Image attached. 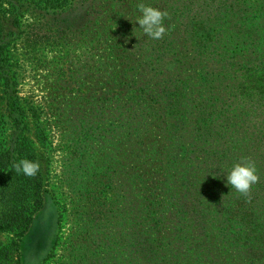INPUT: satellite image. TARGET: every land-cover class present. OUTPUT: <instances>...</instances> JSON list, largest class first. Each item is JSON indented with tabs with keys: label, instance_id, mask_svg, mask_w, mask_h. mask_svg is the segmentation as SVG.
Listing matches in <instances>:
<instances>
[{
	"label": "trees",
	"instance_id": "trees-1",
	"mask_svg": "<svg viewBox=\"0 0 264 264\" xmlns=\"http://www.w3.org/2000/svg\"><path fill=\"white\" fill-rule=\"evenodd\" d=\"M150 1L155 8L162 5L170 15L164 21L169 31L163 39L153 40L143 33L137 22L138 10L133 8L136 26L116 16L123 34H114L102 33L100 22L89 18V10L94 8L89 0H0V88L8 96L7 110L17 131L0 141V233L19 232L16 242L0 246L2 258L8 256V249L20 256L19 240L46 204L40 158L25 134L28 128L23 127L24 107L12 96L15 79L10 48L23 38L24 13L41 18L64 15V19L48 20L50 24L38 33L23 38L25 52L83 45L88 50L87 73L120 87L119 93L87 102L88 130L97 132L99 141H104L107 133H118L130 143L137 164L160 163L152 172L146 167L139 176L172 173L181 167L178 190L237 192L224 175L241 157H251L260 175L252 192H264V0ZM77 3L84 6L83 12L75 8ZM79 18L87 23H80ZM98 50L104 53L96 54ZM117 60L136 64L131 77L126 69L115 71ZM150 140L154 141L150 144L153 157L148 152L137 156V149ZM21 159L39 162L36 176L16 173L12 165ZM199 160L200 175L191 167ZM163 178L162 191L173 190L175 182L169 175ZM180 192L158 194L162 204H157L154 195L148 201L161 216L175 219ZM254 196L246 201L243 195L233 194L221 216L224 227L220 232L199 246L183 243L174 262L165 256L174 252L152 238L158 231L139 227L145 219L164 228L168 224L155 211L145 218L144 207L135 205L136 264H182L188 259L190 264H264V218L259 210L264 196ZM175 234L179 236V231Z\"/></svg>",
	"mask_w": 264,
	"mask_h": 264
},
{
	"label": "rangeland",
	"instance_id": "rangeland-1",
	"mask_svg": "<svg viewBox=\"0 0 264 264\" xmlns=\"http://www.w3.org/2000/svg\"><path fill=\"white\" fill-rule=\"evenodd\" d=\"M89 2L94 3V8L89 10V18L100 22L102 33L123 34L118 30L116 16L128 20L132 27L136 26V14L131 8L138 10L137 0ZM142 3L155 7L150 0H142ZM81 4L85 5L83 2ZM75 5L83 12L84 6ZM156 8L164 10L162 5H156ZM137 15L140 17L141 13L138 11ZM24 16L21 18L23 38L38 33L50 21L64 19V15L41 18L24 13ZM79 19L80 23H87L86 19ZM22 39H17L10 48V63L15 79V93L12 96H16L24 107L23 127L28 128L25 134L32 140L40 158L46 204L36 215L30 230L19 240L21 257L8 249V256H0V264H136L134 252L138 229L132 223L135 205L144 207L146 211L143 216L146 218V214L155 211L148 201L151 195L155 196L157 204H162L164 201L158 198V194H168L166 192L174 195L181 191L176 197L179 206L175 219L163 217L160 211H155L168 227L156 225L149 219H145L144 225L139 227L158 231L152 238L174 252L165 254H168L171 262H174L175 254L182 252L183 243L199 246L204 240L210 242L211 236L224 227L221 216L232 195L241 194L224 192L221 188L209 192L178 190L176 186L181 167L172 173L149 175L160 163L149 165L151 167L144 163L137 164L130 143L119 138L118 133H107L106 142L99 141L97 132L88 130L90 106L86 104L110 93L113 95L112 92L119 93L120 87L87 73L85 60L88 50L83 45H76L70 50L63 46L43 51L28 49L29 52H25ZM95 53L100 55L104 51ZM115 63V71L126 69L127 77H131L136 67V64L123 60ZM7 101L8 96L0 88L1 142L17 132L11 125ZM153 142L147 141L146 146L137 149L136 155L148 152L149 157L152 156L150 144ZM162 156L163 153L160 156L163 159ZM150 161L154 162V159ZM181 162L187 165L186 161ZM199 162L194 161L191 165L198 175L203 174ZM139 166H143V169L140 170ZM146 167L149 172L139 176ZM228 172L224 175L225 182ZM165 175L175 182L173 190L162 191L160 181ZM255 193L264 196V192H252L251 199L246 201H252ZM259 210L264 218V198L260 201ZM176 231H179V236L175 234ZM18 234V231L0 233V246L16 242ZM190 263L191 259L182 261V264Z\"/></svg>",
	"mask_w": 264,
	"mask_h": 264
},
{
	"label": "clouds",
	"instance_id": "clouds-1",
	"mask_svg": "<svg viewBox=\"0 0 264 264\" xmlns=\"http://www.w3.org/2000/svg\"><path fill=\"white\" fill-rule=\"evenodd\" d=\"M136 7L141 13L137 22L143 30V33L153 40L163 39L169 31L164 24L165 18H170L169 13L166 10H160L142 2L138 3ZM12 167L16 173H23L28 177L36 176L40 170L38 161L28 159H21L14 162ZM259 182L260 175L251 157H241L240 161L227 174V183L249 200L251 199L253 185Z\"/></svg>",
	"mask_w": 264,
	"mask_h": 264
}]
</instances>
